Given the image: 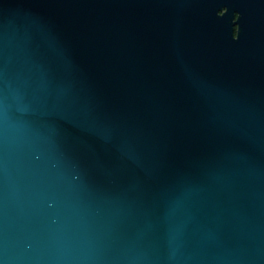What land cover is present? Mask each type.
Listing matches in <instances>:
<instances>
[{"label": "water", "instance_id": "water-1", "mask_svg": "<svg viewBox=\"0 0 264 264\" xmlns=\"http://www.w3.org/2000/svg\"><path fill=\"white\" fill-rule=\"evenodd\" d=\"M0 264H264V0H0Z\"/></svg>", "mask_w": 264, "mask_h": 264}]
</instances>
